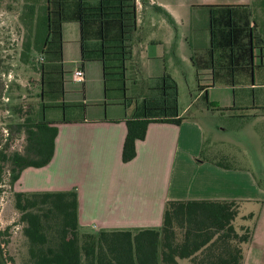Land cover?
I'll list each match as a JSON object with an SVG mask.
<instances>
[{
  "label": "trees",
  "instance_id": "16d2710c",
  "mask_svg": "<svg viewBox=\"0 0 264 264\" xmlns=\"http://www.w3.org/2000/svg\"><path fill=\"white\" fill-rule=\"evenodd\" d=\"M146 2L141 0L142 4ZM203 8L208 11L210 46L205 51L191 49L198 90L210 112L235 111L210 106L207 89L235 88L250 81L254 49L251 11L246 5ZM20 21L25 28L23 61L27 62L30 52L36 51L38 57H43L42 62L36 63L43 75L46 54L61 60V27L65 23H77L82 69L86 61L102 64L105 96L109 75H122L126 82L132 80L127 73L136 31V0H24ZM204 73L210 77L208 86L199 85ZM159 80L163 81L162 86ZM156 81V90H151L162 91L164 95L167 91L176 94V85L169 77ZM124 90L128 88L125 86ZM64 94L63 81L61 98ZM166 103L165 100L163 106H149L143 112L136 108L127 117L123 163L134 158V143L144 138L150 123L180 124L185 120L178 118L176 105L173 108ZM61 104H65L64 100ZM63 118L59 123L69 122ZM35 121L28 117L16 126L25 133L23 154L8 155L7 139L1 146L0 182L5 165L9 166V184L13 187L25 168H41L50 162L57 122ZM13 197L27 246L22 264H178L183 259L192 264H243L244 247L252 236V228L247 223L253 215L240 217V203L236 201H168L160 228L92 232L80 227L75 189L14 192ZM7 234L8 228L0 232V264H15L12 258L3 255L1 248Z\"/></svg>",
  "mask_w": 264,
  "mask_h": 264
},
{
  "label": "crops",
  "instance_id": "0c3cea01",
  "mask_svg": "<svg viewBox=\"0 0 264 264\" xmlns=\"http://www.w3.org/2000/svg\"><path fill=\"white\" fill-rule=\"evenodd\" d=\"M152 3L147 0L142 4L141 0H136V31L128 73L133 72L130 65L137 66L133 62L160 58L158 53H149L145 43L144 34L154 28L153 18L146 23V17L142 16L144 20H140L137 14L140 4L151 6ZM246 6L251 11V43L254 47L250 81L235 88L207 89V93L212 88L229 90L231 104L218 105V109L234 108L235 111L199 110L186 117V112L193 107L188 105L178 112V118H185L180 124L150 123L144 138L134 143V158L123 163L127 116L119 110H113L110 115L107 108L100 114L95 107L86 105L83 117L66 118L68 123L52 120L57 122L54 125L57 134L50 162L41 168H25L14 184L15 191L75 189L79 224L88 231L160 228L168 201H236L240 203V217L253 215L249 221L252 236L244 247L243 264H264V182L259 181L249 168L222 161L230 158L216 149V145L222 143L220 137L225 129L206 131L201 121L209 115L213 119L216 114L242 122L264 121V110L261 109L264 108V0H261V8L252 2ZM198 8L204 9L203 6ZM198 16L201 19L199 29L205 35L204 43L191 46V49L205 51L210 46L208 19L204 14ZM197 39L202 40L201 33ZM209 78L204 73L199 85L208 86ZM86 83L85 74L82 85L85 87ZM65 95L66 92L64 102ZM227 102L226 99L224 103ZM90 108L98 112H90ZM243 209L248 213L243 214Z\"/></svg>",
  "mask_w": 264,
  "mask_h": 264
},
{
  "label": "rangeland",
  "instance_id": "374dc122",
  "mask_svg": "<svg viewBox=\"0 0 264 264\" xmlns=\"http://www.w3.org/2000/svg\"><path fill=\"white\" fill-rule=\"evenodd\" d=\"M150 1H153L151 6L140 4L137 14L140 20L146 17V23L153 18L154 28L144 34L145 43L149 53H158L160 58L133 62V65L136 63L137 68L130 65L133 67V72L128 73L132 78L131 81L126 82L119 74L109 75L105 96L102 64L99 62H84L83 70L87 78L85 87L72 81V72L76 68H82L77 23H65L61 27V60L57 61L53 55L46 54L47 61L43 75L36 64L38 63L36 51L30 52L27 62L23 61L21 55L25 41V28L20 21L24 0H0V148L7 139L8 155L23 154L26 137L23 130L16 129L17 125H22L28 117L34 122L63 117L67 119L83 117L86 105L95 107L100 114L107 108L110 115L113 110L114 112L119 110L127 117H131L136 108L143 112L149 106H163L165 100L167 106L174 108L176 105L179 113L188 105H193L186 112V117L199 110H208L198 90L192 64L191 46L196 47L204 43L205 36L199 29L201 19L198 15L204 14L208 19V11L198 7L236 6L252 2L253 5L257 4V8H261V0ZM143 8L146 9L145 12ZM200 33L202 40L197 39ZM163 76L169 77L170 82L176 85L175 95L170 94L169 91L164 95L162 91L151 90L156 87L157 81L148 78ZM63 81L66 92L65 104H61L63 98L60 96ZM158 82L162 86L163 81ZM125 86L128 88L127 91L124 90ZM230 98L229 90L212 88L207 93L208 103L216 108L230 105ZM226 99L227 104L224 103ZM96 109L90 108L89 111L98 112ZM208 117L201 120L206 131L210 128L225 129L220 137L222 143L216 145V149L230 158L222 161L247 167L255 173L259 181L264 182V121L242 122L237 118L220 117L219 114L213 119L210 115ZM0 190V232L8 228V234L4 238L7 241L1 246L3 255L12 258L15 264H22L27 256V246L21 234L22 224L19 223V214L13 205V193L16 191L14 186L11 187L9 184L8 165L4 166ZM242 212L246 214L248 210L243 209ZM90 231L94 232V230ZM178 264L192 263L183 259L178 260Z\"/></svg>",
  "mask_w": 264,
  "mask_h": 264
},
{
  "label": "built area",
  "instance_id": "2783aa9c",
  "mask_svg": "<svg viewBox=\"0 0 264 264\" xmlns=\"http://www.w3.org/2000/svg\"><path fill=\"white\" fill-rule=\"evenodd\" d=\"M38 61L42 62L43 61V57H38ZM72 81L74 83H78V84H83L85 81V74L82 68H76L73 72H72ZM7 137V134H6Z\"/></svg>",
  "mask_w": 264,
  "mask_h": 264
},
{
  "label": "flooded vegetation",
  "instance_id": "af4514ba",
  "mask_svg": "<svg viewBox=\"0 0 264 264\" xmlns=\"http://www.w3.org/2000/svg\"><path fill=\"white\" fill-rule=\"evenodd\" d=\"M8 135V134H7Z\"/></svg>",
  "mask_w": 264,
  "mask_h": 264
}]
</instances>
